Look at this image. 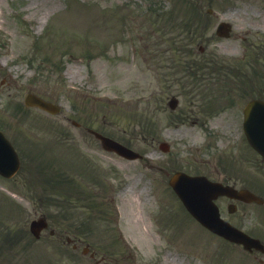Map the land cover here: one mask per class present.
I'll return each mask as SVG.
<instances>
[{
  "label": "rangeland",
  "instance_id": "obj_1",
  "mask_svg": "<svg viewBox=\"0 0 264 264\" xmlns=\"http://www.w3.org/2000/svg\"><path fill=\"white\" fill-rule=\"evenodd\" d=\"M152 2L157 3L156 11L150 10ZM187 2L192 4L186 5ZM193 3L201 5V9L211 7L213 13L201 20L200 29L196 33L193 32L198 28V24L189 27L188 37L186 34L177 36L178 47L173 44L171 31L177 30L174 25L167 23V10L173 4L185 8L193 6ZM114 4H118L116 14L112 12L116 7ZM120 12L123 15L132 12L133 18L128 21V27L121 22L119 18L121 15L117 17ZM86 14L92 16V19ZM100 18L106 19L103 28L97 26L102 23ZM220 19L232 23L231 37L225 39L215 36L214 29ZM65 24L72 29L77 28L76 30L83 36L98 38L103 45L101 48L96 46V54H99L100 50L108 49L104 48V45L109 46L106 55L93 56L89 60L85 57L83 61L71 59L70 54L86 56L85 52L92 49L68 41L65 31L69 27ZM79 24L82 25L81 29ZM185 27L186 25L183 26ZM247 30L251 33L257 31L260 36H264V0H0V122L22 158V167L18 175L12 179L0 178V192L10 197L5 189L12 188L17 194L13 205L8 204L10 199L0 201V204L7 202L6 206L0 205V237L3 233L11 234L17 230L23 234L24 229L28 231L29 220L41 213L50 217L54 227L66 225L70 233L76 232L84 242L91 241V237L97 235L81 231V226L85 225L87 219L91 220V217H94L102 231L112 227L109 215L112 212V204L107 201V187H102L96 182L91 183L89 178H81L77 174L71 175V183L64 179L53 184L44 178V175L32 183L34 175L31 165H41L42 162L29 155L25 145L29 140L31 145L42 144L43 147V143L55 144L56 139H61L63 135H70L71 138L72 134L73 136L77 134L82 140L87 139L86 147H90L89 139L93 138L86 134L82 127L74 128L68 120L71 118L82 121L83 125H93L116 137L129 140L131 138L135 142L134 147L144 149L146 152H150L156 146L158 139L167 138L171 141L169 155L176 156L177 164H187L191 170L213 171L214 163L203 162L200 160V154L190 153L188 149L189 146L197 147L202 142L204 138L202 128L173 122L178 116L182 114L185 116L186 109L203 111L201 107L203 86L215 85L212 75L208 74L210 72L208 65L201 61L200 64L194 65V70L198 73H191L186 77L183 76L182 70L180 71V66L171 68L169 65L175 57L176 63L181 64L183 55H178L177 50L179 48L183 53V42L187 40L195 51L191 57L195 58L198 46H204L205 52L199 57L207 59L213 56L220 65L233 63L235 68L247 70L244 63L255 58L256 53L249 51L247 45L248 48L245 49L247 58L245 56L242 59L241 55L246 43H255L259 40L249 33L246 42L242 41L241 37L247 35L245 33ZM52 32L58 35L53 37L57 38L55 41L50 40ZM117 38L121 39V43L112 49L110 43ZM172 46L175 57L172 56ZM62 52H65L64 56H61ZM224 58L230 60L227 62ZM209 65L214 67L211 63ZM59 66L61 70L58 72L56 70ZM37 71L40 73L38 78ZM231 73L232 71L227 69L229 75L225 81L239 79L245 74L240 70L232 77ZM194 86H200L198 87L200 93L193 88ZM93 89H100L101 94L114 100L103 101L86 94L85 90ZM214 89L215 92L212 94H216L218 90ZM188 90L197 93L192 98ZM27 92L39 94L59 103L66 112L61 109L58 114H47L35 107L24 106L23 97ZM170 94H177L179 98L178 106L173 112H169L166 106ZM77 105L78 108L75 110ZM25 117H34L38 120H30L27 123ZM31 129L35 133L31 132ZM210 150L214 152L213 148ZM36 152L41 153L39 150ZM207 155L211 156L212 153ZM118 168L120 170L132 168L133 171H140L142 176V182L135 187L129 186L124 192L126 200H120L118 203L120 224L126 235L132 237L130 248L136 252L134 257L129 254V258L126 249L123 248L125 251L123 258L122 251L116 250L115 256L120 262L154 264V256L158 254L162 260L160 264H258L257 259L244 253L240 247L207 232L200 234L190 221L188 228L183 230L186 226L183 228L181 217L171 216L176 215L178 208L182 212L180 203L170 188L164 184V180L153 187L156 201L153 203L152 200L146 199L151 186L149 183L144 184L148 180L143 176L148 174L154 178L160 175L154 169L145 168L137 161L125 163L124 167ZM253 172L257 174L255 167ZM120 197L119 195L118 199ZM160 201L170 204L172 209H166ZM158 204L163 207L164 221L171 225H175L176 221L180 230L173 228L170 232L169 224H163V228L157 225L155 214L148 213L150 209L158 207ZM241 209L233 218L240 219V213L243 214L239 222H242L251 233L264 238V206L244 205ZM75 215L79 223L76 229L71 226V220L76 217ZM73 223L77 224L74 220ZM138 228L141 230L147 228L149 233L142 230L140 234ZM17 244L30 245L27 261L37 252L40 259L51 262L53 259L57 264H91L89 257L82 254L81 248L73 253L69 248L60 247L57 239L48 237L47 233L38 241L30 236H23ZM1 246L7 251L6 245ZM161 246L165 247L164 250L160 248ZM41 247L45 248L39 250ZM13 251L16 250L7 252L12 254ZM9 254L2 253L1 256L14 260ZM68 254H73L74 257ZM4 259H1V262L7 264Z\"/></svg>",
  "mask_w": 264,
  "mask_h": 264
},
{
  "label": "water",
  "instance_id": "obj_2",
  "mask_svg": "<svg viewBox=\"0 0 264 264\" xmlns=\"http://www.w3.org/2000/svg\"><path fill=\"white\" fill-rule=\"evenodd\" d=\"M34 102L37 103V105L39 104L41 106L47 107V105L44 102H42L40 98L39 99L35 98ZM18 164H19L18 158L13 153L12 147L0 133V173L9 176L18 167ZM176 189L180 191L181 194L184 195V199L188 206H194L195 204L200 203L199 200L201 198V193H204L203 188L193 186L190 182L187 183L181 182L178 184ZM195 189H196L195 194H193L194 192L193 190ZM41 225H38V228ZM34 226H37V224L33 223L32 227L34 228ZM223 233H225L229 237H233V234L230 232H223ZM244 241L248 244L259 246V243H257L256 240L245 239Z\"/></svg>",
  "mask_w": 264,
  "mask_h": 264
}]
</instances>
